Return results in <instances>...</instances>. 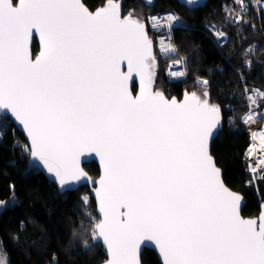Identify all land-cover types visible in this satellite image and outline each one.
Listing matches in <instances>:
<instances>
[{"label": "snow or ice", "instance_id": "1", "mask_svg": "<svg viewBox=\"0 0 264 264\" xmlns=\"http://www.w3.org/2000/svg\"><path fill=\"white\" fill-rule=\"evenodd\" d=\"M236 2L242 8L229 9L235 19L228 23L246 24L249 6ZM164 20L170 31L181 23L171 12ZM208 30L217 40L226 36L215 25ZM35 35L42 51L32 59ZM168 41L161 55L179 56ZM156 63L144 24L131 12L122 16L113 0L95 12L81 0H0V127L10 118L22 126L30 142L25 151L62 187L86 176L81 156L99 157L103 218L89 222L84 247L102 241L107 264H139L142 241L155 244L163 264H264V215L241 217V198L225 186L208 152L221 109L196 93L179 101L153 91ZM133 74L140 78L138 95L127 87ZM256 95L264 99L249 95L252 104ZM253 111L245 123L256 119ZM89 227L82 224L81 234Z\"/></svg>", "mask_w": 264, "mask_h": 264}, {"label": "trees", "instance_id": "2", "mask_svg": "<svg viewBox=\"0 0 264 264\" xmlns=\"http://www.w3.org/2000/svg\"><path fill=\"white\" fill-rule=\"evenodd\" d=\"M105 1L82 0L90 10ZM234 2L209 0L203 7L187 9L176 0H155L149 5L142 0H124L123 11L133 10L143 17L149 13L171 11L179 16L181 26L172 30L173 42L186 56V76L173 83H168L163 76L164 82L159 87L167 97L179 98L183 91L199 90L200 80L208 81L205 92L211 103L220 106L223 117V128L211 143V155L222 171L224 183L243 195V216L254 217L264 202V178L256 185H246L245 153L249 136L238 117L246 110L243 81L264 86V11L258 14L255 10L250 11L243 18L247 25L241 22L234 26L226 19V16L230 17L229 9L237 11ZM223 4L230 5L224 12L221 11ZM205 24L222 25L229 34V41L218 45ZM183 26L189 30H182ZM33 49L37 50L36 43ZM245 52L247 57L243 55ZM246 59L251 61L250 69L244 67ZM164 62L160 63L163 72ZM226 105L231 108L226 110ZM6 123L0 128V200L6 204L0 210V246L7 264L103 262L105 255L101 245L89 243L87 248L84 247V240H91L89 222L98 221L88 188L80 187L60 194L40 171L28 166L25 140L10 120ZM84 168L91 176L98 175L95 163L86 164ZM82 224L89 227L86 235L80 232ZM141 264L160 262L152 250L145 249Z\"/></svg>", "mask_w": 264, "mask_h": 264}, {"label": "water", "instance_id": "3", "mask_svg": "<svg viewBox=\"0 0 264 264\" xmlns=\"http://www.w3.org/2000/svg\"><path fill=\"white\" fill-rule=\"evenodd\" d=\"M123 1L124 0H113V2H115L118 5H120L121 12H122V16L123 15H127V14L124 13V11L122 9L123 8ZM142 1L145 2V3H148V4H153L155 2V0H142ZM176 1L180 5L186 7L187 9H196V8L203 7L209 0H199V2L197 4H192V5H189L187 3V0H176ZM16 2L18 3V0H16ZM81 3L89 11L95 12L97 10H100L102 7H106L107 4L109 3V0H106L101 6L95 8L94 10H90L82 2V0H81ZM134 18H139L141 20V22L144 24V30H145V32H146L149 40L152 42V45H153V54L155 56L153 40H152L151 37H149L148 30H147V26H146V22L142 19V17L134 16ZM34 43H36V45H37V52L36 53H34V51H33ZM41 51H42V43H41V41L39 39V36L38 35H35L32 38L31 42H30V53H31L32 59H35L36 57H38L40 55V52ZM156 60H157V63L152 68L153 79H152L151 86H152L153 91H159V92H162L164 94V92L162 90H160L159 88H156V79H157V70H158V59H156ZM121 70L123 72H125V73L127 72V63L126 62H124L121 65ZM127 87H128L129 91L133 95H138L139 92H140V78L137 75L133 74L131 76V78L128 80V82H127ZM191 93H196L197 95L202 96L204 99L208 100V102L211 105L218 106L220 108L219 105H216V104H213V103L210 102V99H209V96L208 95L207 96H204L203 95L205 92L200 93V92H197V91H191V92L183 91L181 97H179V98L176 97V96L167 97L165 94L164 95L168 99L176 98L177 100L182 101L183 98H184V96H185V94H191ZM9 120L11 121L13 127L21 134V136L25 140L26 145L29 144L30 142H29V140L27 138L26 133L23 131L22 126L18 125L11 118ZM222 128H223V117H222V111H221V124L218 126V129L214 131V135L209 139V142H208V152H209L210 156L213 158L214 163H215L214 157L211 155V143L218 136V134L220 133V131L222 130ZM90 163H95L96 164V166L98 168V175L97 176H91L85 170L84 165L90 164ZM215 165H216V163H215ZM28 166L30 168H33V169H36V170L40 171L49 182H51V183H53L55 185L57 191L60 194H64V193H67V192L76 191L80 187H87L88 188V191H89V195H90V197H91V199L93 201V204H94V212L98 216V220L103 218V215H102V213L99 210V197L96 195V189L99 187V180H100V178L103 175V168H102V165L100 163L99 157H97L94 153H85L83 156L80 157V167L86 173V176L84 178L78 180V181H71V182H69L68 185L63 186V187L59 184V182L55 179V177L52 174H50V173L47 172V170L43 167V165H42V163L40 161H38V160H36V159H34V158L31 157L30 152H29V155H28ZM221 174H222V171H221ZM225 186L230 191H232L233 193L237 194L241 198L240 199V204H239V212H240V215H241L242 218H244V219H256L258 221L259 218L262 215H264V202H263V203L260 204L259 213H258L257 216H254V217H245V216H243L242 209H243L244 204H245V199H244L243 195L240 194L239 192H236V191L230 189L226 184H225ZM94 244L101 245V247H102V249L104 251L105 260L103 262H101L100 264H107V261L111 257H110V254L107 251L106 245H104L102 243V241H99V240L96 241ZM145 249L152 250L156 254V256H157L160 264H163V257L160 255L159 249L151 241H142L141 242L140 247H139V249L137 250V253H136L137 259L139 261V264H141V255H142V253H143V251Z\"/></svg>", "mask_w": 264, "mask_h": 264}, {"label": "bare ground", "instance_id": "4", "mask_svg": "<svg viewBox=\"0 0 264 264\" xmlns=\"http://www.w3.org/2000/svg\"><path fill=\"white\" fill-rule=\"evenodd\" d=\"M262 8L264 9V5H262ZM180 24H177L176 26H179ZM155 35H158V37L153 39L154 44V53L155 57L158 56L159 59L167 62L168 72L169 69H171L172 72L174 71H181L184 72L183 76H175L180 77V79H184L186 76L185 72V64L183 63H177V61L180 59V57H184L186 59V56L184 53L179 51V56L173 57V58H165L161 55V48L164 47L165 44H167L168 38L170 37L173 41V31L169 30V27L167 26V23L165 22V27L159 30L153 31ZM210 33V32H209ZM212 36V34H211ZM173 61H176L173 62ZM251 67V66H250ZM205 79H202L199 81L198 88L199 90H196L197 92L203 93L208 90V84L204 85L202 82ZM247 90L251 91L252 88H248ZM258 96V95H257ZM244 106L246 107V110L243 114V117H245L250 109H254L252 114L256 117V119L253 122L245 123L243 121V124L247 128L248 136H249V146L245 153V160L248 164L250 162L251 166L257 169H264V166L261 165V161H264V140L260 138L261 135H264V99H257L256 104H252L251 102L246 101V97L244 98ZM257 134L256 138H253V134ZM251 142V146H250ZM250 147V148H249ZM249 150V151H248ZM247 152H249V159L247 160Z\"/></svg>", "mask_w": 264, "mask_h": 264}, {"label": "rangeland", "instance_id": "5", "mask_svg": "<svg viewBox=\"0 0 264 264\" xmlns=\"http://www.w3.org/2000/svg\"><path fill=\"white\" fill-rule=\"evenodd\" d=\"M145 4H147V5H149L148 3H145ZM234 4H235V6H236V8H237V12H239L240 10H241V8H242V5L241 4H239V3H237L236 2V0H235V2H234ZM257 4H258V0H244V5H248L250 8H252L253 10H255V9H257ZM123 9V8H122ZM147 9H149V8H147ZM124 10V9H123ZM129 12H131L134 16L135 15H138L139 16V14H137L136 12H134L133 10H127L126 11V13L125 14H129ZM248 13H250V12H248L247 11V9H245L244 10V13H243V18H244V16H246ZM150 14H152V13H149V14H147L146 16H144L143 17V15L142 16H139V17H142V19L144 20V21H146V26H147V30H148V34H149V37H151L152 38V40L153 39H155V41H156V38L158 37V35H155L154 34V32L151 30V25L149 24V22H148V16L150 15ZM225 16V15H224ZM229 16L232 18V19H235V17L232 15V13L230 12L229 13ZM227 18H229V17H227L226 16V19ZM228 20V19H227ZM222 23V22H221ZM245 25H247V24H245ZM220 27V26H219ZM221 28H223V26L221 25ZM33 51H34V49H33ZM37 52V50H35L34 51V53H36ZM156 59H158V70H157V79H156V88H159L160 90H162L159 86L164 82V77H165V80L168 82V83H170V82H172V81H174V80H178V79H176L175 78V76H173L172 75V71H171V69H172V67H171V69H169V72H168V68L169 67H167V62L165 61L164 63H166V66H165V71L163 72V68L164 67H161L160 66V63H162L163 61L161 60V59H159L158 58V56H156ZM163 73H164V75H163ZM164 76V77H163ZM170 77H172V78H170ZM244 98H245V93H244ZM243 113L242 114H240V116L238 117V119H240V122L243 124ZM234 120V118L232 119L231 118V121H233ZM230 122V121H229ZM7 123L5 122L4 123V126L6 125ZM244 125V124H243ZM4 126L3 127H0V128H4ZM245 126V125H244ZM0 138H1V131H0ZM250 146H251V142H250ZM250 148V147H249ZM249 151V150H248ZM248 155H249V152H247V160L249 159V157H248ZM255 170V171H254ZM246 173L248 174V180L246 181V185L247 186H250V185H256L257 184V182L259 181V180H262L263 178H264V169H257V168H253L251 165H249V164H246ZM84 198V201H87L86 200V198H85V196L83 197ZM86 204V203H85ZM6 204H5V202L4 201H1L0 200V210L5 206ZM95 213V212H94ZM98 217V216H97ZM92 221H94V219H91ZM0 264H7V261H6V256H5V254L3 253V251H2V249H1V246H0Z\"/></svg>", "mask_w": 264, "mask_h": 264}, {"label": "built area", "instance_id": "6", "mask_svg": "<svg viewBox=\"0 0 264 264\" xmlns=\"http://www.w3.org/2000/svg\"><path fill=\"white\" fill-rule=\"evenodd\" d=\"M262 5H264V0H258V4H257V9H255V11H256V13L258 14L260 11H264V9L262 8ZM230 7V5H228V4H223L222 5V9H221V11L222 12H224L225 10H227L228 8ZM247 9V11L248 12H250V11H252L253 9L252 8H250V7H248V8H246ZM171 11H166V12H162V13H152V14H150L149 16H148V22H149V24L151 25V30L152 31H155V30H159V29H161V26H162V28H164L165 27V20H164V17L166 16V14L167 13H170ZM172 13V12H171ZM146 22V21H145ZM214 24H205L204 25V27L206 28V30L209 32V28L211 27V26H213ZM168 26V25H167ZM181 26V23H180V25L179 26H175V28H177V27H180ZM169 27V26H168ZM215 27L217 28V29H220L221 31H225L226 32V36L224 37V38H222L221 40H217L213 35H212V38L214 39V41L218 44V45H223V44H225V43H227L228 41H229V34H228V32L226 31V30H224L223 28H221V26L219 27V26H216L215 25ZM161 51H162V48H161ZM173 62H175L176 63V61H173ZM243 64L245 65V60H244V62H243ZM246 69H250L249 67H246ZM170 78H172V77H170ZM176 79H178V80H174V81H172V82H170V83H173V82H178V81H181L182 79H180V77H175ZM185 79V78H184ZM248 83V84H247ZM243 85H244V93H245V97H246V101H248V102H250L249 101V99L247 98L249 95H253L254 93H264V86H262V85H258V84H256L255 82H253V81H247V80H244L243 81ZM248 88H252V90L251 91H247L246 92V90L248 89ZM255 98H256V100L257 99H259V98H261L259 95L257 96H255ZM229 105H226L225 106V108H226V110L228 109L229 110V108H231V106L230 107H228ZM15 144H16V141H15ZM248 164L249 165H251L250 164V162H248ZM254 168V167H253Z\"/></svg>", "mask_w": 264, "mask_h": 264}]
</instances>
